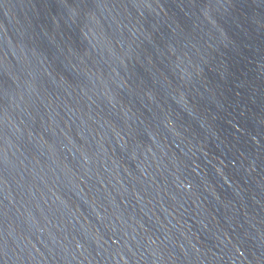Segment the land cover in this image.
Instances as JSON below:
<instances>
[{
    "label": "water",
    "instance_id": "water-1",
    "mask_svg": "<svg viewBox=\"0 0 264 264\" xmlns=\"http://www.w3.org/2000/svg\"><path fill=\"white\" fill-rule=\"evenodd\" d=\"M0 264H264V0H0Z\"/></svg>",
    "mask_w": 264,
    "mask_h": 264
}]
</instances>
